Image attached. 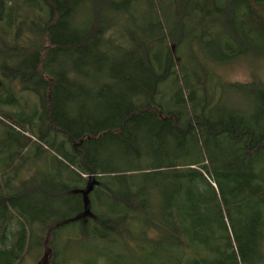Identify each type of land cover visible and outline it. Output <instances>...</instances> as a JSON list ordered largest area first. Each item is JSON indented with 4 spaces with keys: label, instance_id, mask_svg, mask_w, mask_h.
Wrapping results in <instances>:
<instances>
[{
    "label": "trees",
    "instance_id": "obj_1",
    "mask_svg": "<svg viewBox=\"0 0 264 264\" xmlns=\"http://www.w3.org/2000/svg\"><path fill=\"white\" fill-rule=\"evenodd\" d=\"M28 1L0 0V264L47 232L67 264L66 231L134 264H264V83L226 84L242 108L183 76L194 44L263 53L264 0Z\"/></svg>",
    "mask_w": 264,
    "mask_h": 264
},
{
    "label": "rangeland",
    "instance_id": "obj_2",
    "mask_svg": "<svg viewBox=\"0 0 264 264\" xmlns=\"http://www.w3.org/2000/svg\"><path fill=\"white\" fill-rule=\"evenodd\" d=\"M21 1L23 3V12L25 15L30 17L31 15L34 16L37 14L35 10L29 8L30 4L28 0ZM27 8L28 10H26ZM170 47L173 46L170 45ZM185 49L188 50L189 47ZM191 52L193 54V59L186 56V59L183 60V76L187 77L186 82L190 83L189 76L187 75L191 73V68H193L194 71H198L195 68L198 63L205 66L209 73V70H212L214 76L212 77V75H210L211 81L209 85L211 84L210 87L214 88L216 99L221 98L222 105L245 108L244 97L235 90H229L226 84H247L250 81L264 83V52L259 55L239 58L230 65L222 66H219L220 61L217 58L216 50L211 45L204 46L201 43L194 44ZM13 90L18 92L16 88H13ZM22 97L20 106L25 107V109L35 106V99L32 96L26 94L22 95ZM4 111L16 113L17 110L4 109ZM1 161L2 159L0 158V165ZM32 170L33 168H31V171ZM26 171V169H23L16 175L14 185L17 186V184L26 178ZM54 205L55 204L48 203V207L46 208L51 209ZM84 213L83 209V216L89 217L85 216ZM39 236L42 237L39 250L37 251V248H32L34 246L30 245L32 241L30 239L26 252L23 254L19 264H51L53 255V251L49 247L52 237L51 232L40 234ZM72 237H74L73 233L71 231H66L63 234V239L61 238L60 240L61 249L67 252L68 258H70L67 264H134V254L133 256H129L128 252L124 253L122 249L118 248L116 245H113L114 247L103 246L104 251L99 254L97 251L92 250V248H99L101 246L100 242L77 241L73 240Z\"/></svg>",
    "mask_w": 264,
    "mask_h": 264
},
{
    "label": "water",
    "instance_id": "obj_3",
    "mask_svg": "<svg viewBox=\"0 0 264 264\" xmlns=\"http://www.w3.org/2000/svg\"><path fill=\"white\" fill-rule=\"evenodd\" d=\"M96 182L94 177H90L88 179V183L85 187V189L77 191V194H80L82 197V203H83V209H84V214L85 216H90V207H89V199L88 196L92 192Z\"/></svg>",
    "mask_w": 264,
    "mask_h": 264
}]
</instances>
